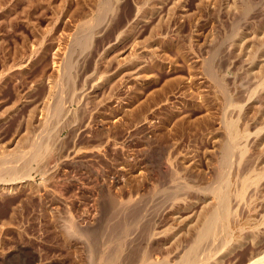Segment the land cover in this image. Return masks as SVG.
I'll return each mask as SVG.
<instances>
[{
    "label": "rangeland",
    "instance_id": "374dc122",
    "mask_svg": "<svg viewBox=\"0 0 264 264\" xmlns=\"http://www.w3.org/2000/svg\"><path fill=\"white\" fill-rule=\"evenodd\" d=\"M263 35L264 0H0V157L47 149L27 176L0 178V264H93L110 241L143 252L162 231L175 261L227 121L248 134L245 165L263 167ZM258 39L262 56L247 45ZM244 209L239 223H261ZM250 250L241 238L217 264Z\"/></svg>",
    "mask_w": 264,
    "mask_h": 264
},
{
    "label": "bare ground",
    "instance_id": "6f19581e",
    "mask_svg": "<svg viewBox=\"0 0 264 264\" xmlns=\"http://www.w3.org/2000/svg\"><path fill=\"white\" fill-rule=\"evenodd\" d=\"M233 8L234 10H237L239 12H243L246 9H248V4L244 5L241 3H237L234 5ZM86 25L87 23L84 24V26ZM259 41L262 42L261 39H258L257 42L258 44L254 43L256 42L254 41L253 43H248L247 45L248 47H252L254 46V44L258 45V47L255 46V48L253 49L254 54H258V55L261 54L262 56L263 43H260ZM252 75L256 80L253 94L255 92L261 93L257 97L258 100H255V102L256 101L260 102L262 101V99H264L263 62L260 63L259 65H255L252 68ZM58 108H60V106H58ZM54 109L55 110L53 112L55 111L57 112L56 108ZM257 112L259 111L257 110ZM225 128L227 133L226 136L227 139H226V143L222 145V158L220 159L221 161L219 164V170L215 177V181L211 185L204 186L202 189L199 190L200 193L198 194L201 195L200 198L202 200L201 202L202 211L199 213L193 226L191 225V231L193 232L192 239L188 243L187 247L183 248L182 251L179 253V255L175 257V261L172 262V260L169 257V252L166 253L163 251L164 250L163 243L168 239H170L171 236H169L167 232L164 233V231H162L156 235L154 234V237L151 238V241L153 240H158V241L152 243L149 250L142 252L136 249L134 251H131V253L127 255L124 254L125 253L124 251L127 249L124 248V244L128 241L127 237L125 235L121 236L118 240V243L116 242L117 240L114 239L116 242V243L114 242L115 244H112V242L110 241L109 244L107 245L108 247L106 246V249L104 250V252L102 251L101 255L100 254H97L98 256L95 255L96 259L93 261L94 262L93 264H125L126 262H130L133 259V257L136 256L140 258L139 264H217L218 262H220V258L222 259L225 255L230 254L235 246L238 247L240 246L241 238H245L246 240H248V242H250V246L252 247V250H250V252L246 254L244 259H242L239 262V264H264V164L263 167H261L262 166L261 165L260 166L261 168L258 170L254 168H248V164L245 165V162L248 160V159L246 160V154L250 156L247 153L248 150L245 145V142L248 140L247 132L238 131L240 129H238L236 123L231 120L226 122ZM258 137L259 136H257L258 141L257 142L255 141L256 143L254 142L256 144L255 152L257 151V153L259 154L258 157L264 159V134L260 138ZM28 142L30 143L29 140ZM30 146H29V150H25L27 152H22L21 154H17L16 156L12 154L9 158H7L5 155L0 157V178L1 176L4 177L6 176L10 181L22 179L24 176H27L26 174H28V172L31 170L30 169L31 164L38 163L42 160V158H44L42 156L44 152L47 153L46 152L47 149L45 148L46 146L43 148L40 145V142L39 144L35 143V145L32 147ZM247 146L249 145L247 144ZM16 164L19 165L17 166ZM260 164L258 163V165ZM168 196L170 199H174V201L179 198V197L175 198V196L177 195H173L170 193H168ZM139 205L140 204H138V206ZM115 207L117 208V206ZM125 207H127V204ZM238 207H243V208L245 207L247 213H250L249 215L251 214L253 216L262 215L261 217L263 218V220L261 221V223H259L256 220H254L255 218L254 219L248 218L243 223H239L238 222L239 220L238 221L236 220L237 218L236 208ZM132 208L135 209V206L133 205ZM138 217H139V213H138ZM110 230L111 229H109V231ZM123 232H124V228H123ZM152 233L153 232H151V234ZM110 238L111 240H113L112 237ZM158 249H161L164 255H161V258L159 260H153L152 256L155 250ZM222 255L224 256L222 257Z\"/></svg>",
    "mask_w": 264,
    "mask_h": 264
}]
</instances>
